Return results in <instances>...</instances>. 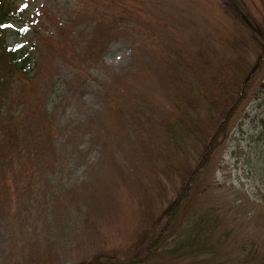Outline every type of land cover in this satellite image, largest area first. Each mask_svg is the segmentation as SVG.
I'll list each match as a JSON object with an SVG mask.
<instances>
[{
  "label": "rangeland",
  "instance_id": "374dc122",
  "mask_svg": "<svg viewBox=\"0 0 264 264\" xmlns=\"http://www.w3.org/2000/svg\"><path fill=\"white\" fill-rule=\"evenodd\" d=\"M7 2L0 264H257L264 0Z\"/></svg>",
  "mask_w": 264,
  "mask_h": 264
},
{
  "label": "trees",
  "instance_id": "16d2710c",
  "mask_svg": "<svg viewBox=\"0 0 264 264\" xmlns=\"http://www.w3.org/2000/svg\"><path fill=\"white\" fill-rule=\"evenodd\" d=\"M8 0H0V100L2 99V92L5 86H2L3 83H9L11 78L15 75V74H24L27 72L28 70V66H29V60H30V54L26 55L25 52L22 51H10L6 45L5 42V36H6V25L9 22L10 19V13L13 12V9L9 6ZM219 134H222V132H220ZM219 136V135H218ZM205 164V161H201L200 165H196L195 167V171L194 173L191 174V178L189 179V182L191 183V181L193 180V178L199 174V172L203 169ZM187 182V183H189ZM188 189V188H187ZM184 191V190H183ZM210 210V209H208ZM202 213H199L198 215H196V219H192L190 222H188L185 226H182V233H185V236L182 235V237H184V242H182V247L188 243L187 245H190L192 242H197V240L199 238L204 239L203 237H201L199 235L197 231V226L194 227L193 225H195L193 222H197V221H203V223L201 224H205V226L207 227L208 224H212L211 220L206 219L204 217ZM201 217V219H200ZM206 219V222H205ZM214 219V218H212ZM195 220V221H194ZM197 220V221H196ZM192 224V225H191ZM191 225L190 227H187ZM194 229V233L192 228ZM196 232V233H195ZM193 233V234H191ZM153 238H150L147 241V250L148 251H155L156 247L158 246V243H156V240H152ZM185 245V246H187ZM185 246L183 248H185ZM261 247V246H260ZM262 249V247H261ZM215 249L213 248L210 251V257L212 255V252ZM264 249H262L259 253L260 258H258V262L257 264H264ZM206 253L200 249V247L197 248H193V249H182V258L186 259L188 258V256L190 255H194V256H190L188 258V262L187 264H213L211 262V259H201L202 255H205ZM200 255V256H199ZM263 255V256H262ZM207 256V255H205ZM209 258V257H208ZM242 255H240L237 258V262L234 264H237L239 262V260H243ZM98 261V260H96ZM186 262V261H185ZM100 262H96L94 264H99ZM101 264V263H100ZM104 264V262H103Z\"/></svg>",
  "mask_w": 264,
  "mask_h": 264
}]
</instances>
